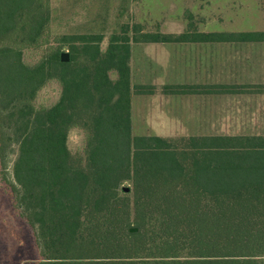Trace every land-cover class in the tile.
I'll list each match as a JSON object with an SVG mask.
<instances>
[{
    "label": "trees",
    "instance_id": "1",
    "mask_svg": "<svg viewBox=\"0 0 264 264\" xmlns=\"http://www.w3.org/2000/svg\"><path fill=\"white\" fill-rule=\"evenodd\" d=\"M50 21V0H0V136L3 111L10 110L7 128L18 144L19 202L54 251L53 260L40 263L264 264V135H190L182 138V146L159 135H133L132 92L152 94L157 87L137 84L133 89L130 67L132 42H264V30L203 32L190 24L181 33H164L127 22L108 36L105 49L104 33L62 34L60 47L26 63L24 51L44 43ZM62 45L68 46V61L61 59ZM51 80L60 83V97L38 109L36 96ZM73 127L86 132L85 165L68 146ZM4 148L0 143V153ZM129 179L137 188L136 208L143 194L150 199L143 203L161 196L169 209L185 212L195 223L191 230L208 233L191 242V257L178 258L184 244L179 236L174 242L163 238L152 262L121 252L106 260L67 255L84 248L77 241L87 231L93 241L105 219L113 222L112 232L125 248L134 247L139 222L127 227V236L121 230L131 209L119 188ZM158 184L168 190H157Z\"/></svg>",
    "mask_w": 264,
    "mask_h": 264
},
{
    "label": "rangeland",
    "instance_id": "2",
    "mask_svg": "<svg viewBox=\"0 0 264 264\" xmlns=\"http://www.w3.org/2000/svg\"><path fill=\"white\" fill-rule=\"evenodd\" d=\"M132 2V10L126 11L125 14L123 8L120 7L122 0H109V2L98 0L100 6L104 3L103 8L109 9L106 27L102 30L106 35L105 41L102 43L103 49L107 47L108 36L115 31L120 32L121 22L132 23L140 19L145 23L146 29L148 27L151 31L157 29L180 31L185 26L191 27L190 24L199 30H264V0H133ZM65 6V0H52V22L47 28L49 35L46 36L41 46L38 45L24 51L26 63L34 64L53 48L60 47L57 41L58 37L65 34L66 30L75 28L76 20L82 19V17L79 19L72 17V19L65 20L63 16ZM99 11L102 14L105 12L102 8ZM84 12L87 13V10ZM84 17L83 21L87 19ZM97 27L85 23L80 26L82 29L79 32L100 31ZM61 49L69 52L67 45H62ZM242 51L245 53L243 64L257 66L259 75H254L255 83H246L252 80L245 78L243 86L251 88L246 90H252L253 94L243 95L244 117L241 119V124L236 123L241 127L211 130H145L139 127L140 124L137 125L134 113L132 134L160 133L179 146L185 144L183 137L198 132L223 135H264V42L245 45ZM111 76L116 78V72H112ZM159 88L163 89V86H159ZM60 94V83L57 80H51L39 90L34 104L38 109L49 108L58 101ZM134 98L136 105L142 99L141 96ZM9 111H3L4 121L2 120V122L5 127L3 128L4 134L0 136V143H5L4 151L0 153V264H41V261L53 260L50 253L54 251L48 240H44L38 227L29 222L27 211L19 202L20 186L14 177L18 144L14 141L13 129L7 128L11 123ZM246 111L249 113L245 117ZM86 139V132L80 127H73L69 132V149L72 156L75 160H79L81 165L86 163ZM124 186H129L131 191H123ZM156 186L159 191L168 190V185L158 184ZM119 189L123 191H120L121 199L128 198L131 209V215L127 216L125 226L121 230L127 236L129 234L127 227L134 226L136 222H139L140 236L132 239L134 247L125 248V243L117 233L112 232L113 222L105 219L104 225L100 224L101 228L96 229L95 232L98 234H95L93 241L87 231L83 240L77 241V243L83 242L84 248H76L67 253L72 256V260L83 256L82 254L92 257L91 260L113 259L115 252H121L130 256L131 260H151L152 262L158 259L159 250L156 246L161 243L162 239L167 238L174 242L178 236L181 243L184 240L181 249H178V258L186 259L193 255L191 242L198 235L208 236L206 232L191 230L196 228L195 223L188 220L185 212L176 213L171 208L169 209L161 196L155 195L151 201L143 203V200H150L146 199L143 194L138 208H136L137 188L134 180L123 181ZM170 206L172 207V205ZM178 227L182 229L180 232L175 230ZM54 248L55 250L61 249L58 246Z\"/></svg>",
    "mask_w": 264,
    "mask_h": 264
},
{
    "label": "crops",
    "instance_id": "3",
    "mask_svg": "<svg viewBox=\"0 0 264 264\" xmlns=\"http://www.w3.org/2000/svg\"><path fill=\"white\" fill-rule=\"evenodd\" d=\"M104 1L109 2V0ZM132 1L122 0L120 7L123 8L124 13L132 10ZM65 2L63 11L65 20L82 17L76 20V27L66 30L65 34L104 33L102 30L106 27V19L109 16V9L103 8L104 3L100 6L98 0H65ZM50 5V22H52V0ZM101 8L105 11L103 14L99 11ZM85 10L87 13L84 12ZM83 17L87 19L83 21ZM137 22L145 26L141 19ZM85 23L98 26L100 31L79 32L82 29L80 26ZM123 23L127 22H121L120 29ZM187 29L185 26L180 31L163 29L155 31L181 33ZM145 30L151 31L148 27L146 29V26ZM258 43L263 42H132L130 67L133 89L137 84L157 87L152 94L132 92V126H134L135 113L137 125L140 124L139 127L145 130H211L241 127L236 123L241 124V119L244 117L243 95L253 94L252 90H246L251 88L234 87L233 91H229L217 86H243L245 78L252 80L246 83H255L254 75H259V69L253 64L247 66L243 64L245 53L242 49L245 45ZM250 56L252 57V54ZM166 85L174 87L172 90L159 88ZM135 96L142 97L137 105ZM248 113L246 111L245 117ZM145 135L163 136L160 133ZM190 135L211 134L198 132Z\"/></svg>",
    "mask_w": 264,
    "mask_h": 264
},
{
    "label": "water",
    "instance_id": "4",
    "mask_svg": "<svg viewBox=\"0 0 264 264\" xmlns=\"http://www.w3.org/2000/svg\"><path fill=\"white\" fill-rule=\"evenodd\" d=\"M61 59H62L63 61H68V60H69V52H67V51H63V52L61 53ZM129 189H130L129 186H124V187H123V190L126 191V192H128Z\"/></svg>",
    "mask_w": 264,
    "mask_h": 264
}]
</instances>
